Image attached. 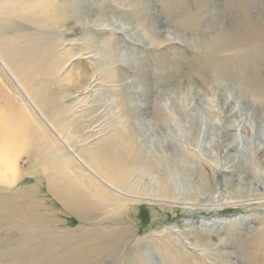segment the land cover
<instances>
[{
    "label": "rangeland",
    "instance_id": "1",
    "mask_svg": "<svg viewBox=\"0 0 264 264\" xmlns=\"http://www.w3.org/2000/svg\"><path fill=\"white\" fill-rule=\"evenodd\" d=\"M2 129L0 264H264V0H0Z\"/></svg>",
    "mask_w": 264,
    "mask_h": 264
},
{
    "label": "bare ground",
    "instance_id": "2",
    "mask_svg": "<svg viewBox=\"0 0 264 264\" xmlns=\"http://www.w3.org/2000/svg\"><path fill=\"white\" fill-rule=\"evenodd\" d=\"M143 5H141L140 7H142ZM139 6H138V8H140ZM52 8V7H51ZM142 9V8H141ZM55 13V12H54ZM140 13V12H139ZM56 14H58V13H56ZM55 14V15H56ZM59 18V17H58ZM145 18V17H144ZM161 36V35H160ZM163 40H164V38H163ZM76 55H80L79 53H77ZM60 62V61H59ZM26 64H27V62H26ZM25 63L24 64H22V66H24V65H26ZM62 66V65H61ZM52 69L53 68H51L50 69V71H52ZM5 70H7L6 68H5ZM17 73V72H16ZM34 75V73H31V72H29L28 73V75L29 76H31V75ZM8 75H9V73H8ZM27 76V75H26ZM99 76V75H98ZM11 79H12V77H10ZM84 78V77H83ZM91 79H90V83L88 84V82H87V85H86V87H84V88H82L81 90H82V92H81V94H87L88 92H90V91H92V89H91V87L93 86V83H94V81H93V79H92V77H90ZM28 80V79H27ZM95 80H97V78L95 79ZM20 81V80H19ZM20 84H21V82H20ZM97 84H98V82H97ZM16 85V84H15ZM38 86H39V84H37ZM35 86V85H34ZM94 88H95V86H93ZM17 88H18V86H17ZM31 90V89H30ZM96 91V90H95ZM28 93V92H27ZM42 93V92H41ZM24 95V94H23ZM25 96V95H24ZM38 98V97H37ZM34 99V98H33ZM36 101V100H35ZM35 103V102H34ZM29 105H31V104H29ZM34 109V108H33ZM39 109V108H38ZM50 109V108H49ZM47 110V109H46ZM42 111V110H41ZM40 111V112H41ZM51 111V110H50ZM230 112V111H229ZM48 113V112H47ZM92 114H94V112L92 113ZM80 115V114H79ZM227 115V114H226ZM89 118V120L88 121H86V123H87V128H89L90 130L88 131V132H91V133H94L95 135H99V134H101V131H99V130H94L95 128H97V126H94L93 127V121L95 120H91L90 119V116H91V113H89L88 115H87ZM93 116V115H92ZM79 118H80V116H79ZM41 119V118H40ZM76 120V119H75ZM51 121V120H50ZM39 122V121H38ZM44 124V123H43ZM50 124H52L53 125V123H50ZM42 125V124H41ZM40 125V126H41ZM46 126V125H45ZM48 126V128L50 129V131H52V132H54V134L56 133L52 128H51V126H49V125H47ZM43 129V128H42ZM57 129V128H56ZM39 130V129H38ZM47 130V129H46ZM28 131V130H27ZM35 131H37L36 129H35ZM40 132V131H39ZM45 132V131H44ZM14 133V132H13ZM44 134V133H43ZM59 134V133H58ZM16 135V134H15ZM56 135V137L58 138V139H56V140H58L59 142H61V144H62V146H64L65 148H66V150H68V153L67 154H63V153H61V151H59V149L57 150L58 151V158H59V160H60V171H62L63 172V170L66 172V171H68V172H71L72 174H74V175H76V177L78 176L77 174V172H80L81 174H82V176H86L87 177V179L89 178V180L93 183V185H94V188H97V189H100L101 191L102 190H110V191H113V192H115V193H118V194H121V195H123V193H122V191L120 192L114 185H112L111 184V182H110V180H107L106 179V177H102L101 176V174L99 175L98 173H97V171H96V169H94L92 166H91V164L87 161V160H85L84 158H83V155H81L80 153H79V151L78 150H76V149H72V147L71 146H69V144H68V139L65 137H62L61 136V134L60 135H57V134H55ZM95 135H93V136H95ZM10 136V134H8V133H6V132H3V129L2 130H0V141H1V143L3 144V148H4V146H5V148H7V150H10V148H13V144L12 143H9V140H8V137ZM42 136H44V135H42ZM50 136V135H49ZM90 136V135H89ZM12 137V136H11ZM46 137V136H45ZM62 137V138H61ZM39 138V137H38ZM51 138V137H50ZM91 138V137H90ZM14 139V138H13ZM47 139V138H46ZM62 139H66L65 141H67V142H65L64 140H62ZM15 140H17V139H15ZM18 140H20V139H18ZM34 140V139H33ZM55 140V141H56ZM115 140V139H114ZM50 141V140H49ZM111 141V140H110ZM110 141H108V142H110ZM111 142H113V140L111 141ZM19 143V142H18ZM49 143V142H48ZM51 143V142H50ZM42 144V143H41ZM52 146V145H51ZM54 146V148H56V146L55 145H53ZM60 146V145H59ZM33 147H34V143H33ZM40 147V146H39ZM36 148V147H35ZM60 148V147H59ZM63 148V147H62ZM61 148V149H62ZM77 148V147H76ZM45 149V148H44ZM64 149V148H63ZM124 149V148H123ZM55 150V149H54ZM82 150V149H81ZM125 150V149H124ZM50 151H51V149H50ZM52 151H53V149H52ZM78 151V152H77ZM114 151V150H113ZM47 152V151H46ZM66 152V151H65ZM125 152H127V151H125ZM9 152H7L5 149L4 150H1L0 151V159H5V160H14L13 158H11L9 155L10 154H8ZM91 153V152H90ZM95 153V152H94ZM102 153V152H101ZM93 154V153H92ZM109 154V153H108ZM94 155V154H93ZM99 155H100V153H99ZM104 155V154H103ZM106 155V154H105ZM38 157V156H37ZM40 157V156H39ZM99 157H101V155L99 156ZM103 157V156H102ZM50 158V157H49ZM54 158H55V156H54ZM109 158V157H108ZM103 159V158H102ZM106 159V158H105ZM110 159V158H109ZM108 159V160H109ZM40 160V159H39ZM53 160V159H52ZM55 160V159H54ZM100 160V159H99ZM112 160V159H111ZM101 162V161H100ZM99 162V163H100ZM104 163H106V162H104ZM103 164V163H102ZM110 165H111V163H109ZM16 162H12L11 163V165L9 166L10 168H8V170L10 169V173H11V176L9 177V176H7L6 174L4 175V174H2V173H0V182H3V183H5V184H8L9 186H12L13 187V185H15L16 183H18V181L20 180V179H22V178H20L19 176H18V174L16 173V170H17V168H16ZM79 166V167H78ZM101 166H103V165H101ZM107 166H109V165H107ZM8 167V166H7ZM46 168V167H45ZM45 168H44V170H45ZM102 168V167H101ZM100 168V169H101ZM105 168V167H104ZM108 168V167H107ZM109 168H110V166H109ZM59 170V169H58ZM105 170V169H104ZM102 171V170H101ZM113 171V170H112ZM120 171V170H119ZM134 171V170H133ZM8 172V171H7ZM108 173H109V171H107ZM117 172V171H116ZM126 172H128V171H126ZM125 172V173H126ZM42 173H44L43 171H42ZM102 173H103V171H102ZM105 173V172H104ZM84 174V175H83ZM87 174V175H86ZM48 175V174H47ZM119 175V174H118ZM118 175H117V177H118ZM125 175V174H124ZM52 176V175H51ZM120 176V175H119ZM75 177V176H74ZM85 177V178H86ZM110 177V176H109ZM123 176H121V178H122ZM24 178V177H23ZM44 178H46V181H47V184L46 185H48V189L50 190V192L54 195V197L62 204V205H64V207L66 208V209H68L69 211H71V212H73V213H75L81 220H85L86 221V219H87V216H86V213H85V211H83V210H81L82 208L81 207H85V205H83V204H81V203H79L76 199H75V195H74V193L72 192V193H70L69 192V188H67V186H65L63 183H62V179H59L58 180V178H57V180H53V179H50L48 176H45ZM121 178H116L117 180L118 179H121ZM116 180V181H117ZM84 181V180H83ZM113 183V182H112ZM117 183V182H116ZM118 185V184H117ZM2 186H3V184H2ZM4 187H7V186H4ZM46 187V186H45ZM119 187V186H118ZM104 188V189H103ZM35 189V187H27L25 190H27L28 192H30V191H33ZM89 189V188H88ZM122 189V188H121ZM99 190V191H100ZM47 191V190H46ZM109 191V192H110ZM97 192V191H96ZM103 193V192H102ZM49 194V193H48ZM107 194H108V191H107ZM168 194V193H167ZM112 196V195H111ZM53 197V196H52ZM109 197H110V194H109ZM108 197V198H109ZM113 197V196H112ZM54 198V199H55ZM104 198V197H103ZM105 199V198H104ZM106 200V199H105ZM2 201V200H1ZM90 201V200H89ZM108 201V200H107ZM105 202V201H104ZM26 203H28V202H26ZM113 203V202H112ZM1 204H3L2 202H1ZM114 204V203H113ZM225 203H223V200H221V199H219L218 201H215V205L216 206H222V205H224ZM117 205V204H116ZM109 207V206H108ZM117 207V206H116ZM187 207V206H186ZM87 210V209H86ZM244 218V217H243ZM11 223V222H10ZM119 228V227H118ZM189 230H191V229H189ZM188 231V230H187ZM74 232V231H73ZM103 232H106V233H111L112 231L111 230H108V229H103ZM175 232H179L181 235H183V233L185 232L184 230L183 231H175ZM172 233V232H171ZM103 236V235H102ZM110 237L111 236V234L109 235H106L105 236V241L107 240V237ZM125 240V239H124ZM151 248V247H150ZM132 254V253H131ZM95 264V263H94Z\"/></svg>",
    "mask_w": 264,
    "mask_h": 264
}]
</instances>
